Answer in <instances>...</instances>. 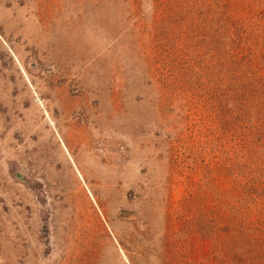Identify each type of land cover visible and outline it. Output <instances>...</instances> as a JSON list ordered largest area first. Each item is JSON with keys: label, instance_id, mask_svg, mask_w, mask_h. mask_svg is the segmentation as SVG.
<instances>
[{"label": "rangeland", "instance_id": "obj_1", "mask_svg": "<svg viewBox=\"0 0 264 264\" xmlns=\"http://www.w3.org/2000/svg\"><path fill=\"white\" fill-rule=\"evenodd\" d=\"M0 264H264V0H0Z\"/></svg>", "mask_w": 264, "mask_h": 264}]
</instances>
